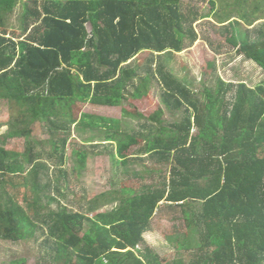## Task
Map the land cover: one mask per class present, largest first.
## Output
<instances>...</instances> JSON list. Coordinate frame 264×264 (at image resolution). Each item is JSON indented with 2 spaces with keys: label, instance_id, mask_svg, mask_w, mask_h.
Returning <instances> with one entry per match:
<instances>
[{
  "label": "trees",
  "instance_id": "1",
  "mask_svg": "<svg viewBox=\"0 0 264 264\" xmlns=\"http://www.w3.org/2000/svg\"><path fill=\"white\" fill-rule=\"evenodd\" d=\"M235 1L234 13L250 27L264 20V0ZM199 14L186 15L181 0H0V102L18 107L5 139H27L39 123L52 132L49 159L43 150L35 152V143L26 142L24 151L0 145L1 240L24 242L42 232L52 264H264V82L250 88L218 78L216 90L206 89L199 102L189 82L160 62L198 40L192 21ZM14 16L19 34L8 26ZM222 19L239 55L264 71V22L251 40L232 14ZM142 52L151 54L150 66L129 67ZM154 76L165 107L183 113L178 122L164 125L159 107L150 124L139 126L147 134L122 138L117 119L75 117L78 103L118 106L129 96L140 99ZM75 125L105 130L104 147L118 143L123 165L148 155L154 166L144 174L153 183L102 193L90 201L89 212L118 206L92 218L62 205L54 193L64 196L60 189L69 175L50 162L67 149ZM136 137L146 143L132 154ZM73 155L82 170L91 153L83 143ZM53 203L57 209L46 212ZM157 212L164 219L173 214L170 222L179 223L165 235L179 253L172 261L144 238Z\"/></svg>",
  "mask_w": 264,
  "mask_h": 264
},
{
  "label": "rangeland",
  "instance_id": "2",
  "mask_svg": "<svg viewBox=\"0 0 264 264\" xmlns=\"http://www.w3.org/2000/svg\"><path fill=\"white\" fill-rule=\"evenodd\" d=\"M181 1L186 15L191 10L200 12L199 18L192 21V28L198 34V40L183 52L173 53L169 59L167 54L162 55L160 62L165 63L167 69L171 70L174 75L189 82L191 89L196 94L193 96V100L202 102L206 89L216 90L219 86L218 78H221L226 83L236 85L244 83L250 88H256V86L264 82V71L254 61L247 59L243 54L239 55L238 48L229 41L232 35V28L228 27L229 23H220L224 21L222 18L227 19L232 14L233 20L241 21L238 29L248 33L251 36V40H254L257 37L256 31L262 28L264 20H260L250 27L249 23L241 20L236 15V11V14L234 13V10L238 8L235 0ZM212 1L215 2L214 10L211 5ZM258 1L260 0H248V3L253 5ZM253 8L251 7L250 9L252 10ZM8 26H11V29L15 30L17 34L20 33V23L17 20V16L10 19ZM87 28L89 33H92L90 24L87 25ZM150 59V53L142 52L135 59L127 63V65L131 68L139 66L140 68L146 69L150 66ZM153 70H155L154 67ZM146 81L149 83L148 91L140 99H134L129 96L128 99L123 100L118 106L78 103L74 107L75 117L80 120L82 114H89L108 119H117L121 123L120 134L122 138L124 135H139L141 132H143L141 133L143 135L147 134L148 131H142L139 126L150 124L148 118L159 107L164 109V125H170L181 120L183 118L182 112L172 113L165 107L161 98V87L156 76L154 78L152 77L150 81L149 79ZM17 112L18 107L16 104L11 102L6 103L5 101L0 102V114H2L0 120V123H2L0 125V142L2 140L6 142L2 146L6 149L8 148V150L24 151L26 142H31L29 144L35 143L38 145L35 152L37 153L38 150H43V158L49 159L51 145L47 142L52 138V132L49 129L44 131L40 123L27 139L16 138L13 141L11 139L6 141L5 137L10 128L9 123L11 118L13 119L15 117L16 119L18 116ZM151 124L157 127V123L153 122ZM21 127L25 130L33 128L28 125L26 127L24 124ZM195 132L194 130L193 133ZM105 136L106 131L103 129H90L75 125L73 127V136L67 144V149L60 150L55 157L57 160L53 159L50 162L51 165L60 163L63 169V176L66 174L69 175L65 176L67 184H63L65 183L63 182V188L60 189L64 196L62 197L56 193H54V196L62 205H67L73 211L87 213L91 218L100 212L110 211L118 206V202H116L114 204L103 205L97 211L89 212L90 201L102 193L113 190L119 191L122 186H133L136 182L137 186L153 183V180H150L146 173V176L144 174L146 170H150L154 166L153 160L149 159L148 155L144 153L134 155L133 157L138 162L123 165L116 156L118 143H112L113 145L109 144V148L104 147L106 146L104 145ZM136 138L138 142L132 145L130 151L133 149L132 151L136 150L137 152L146 143L144 138ZM73 142L77 146L78 144L81 146L83 143L88 145L89 152L91 153L87 166L82 170L79 169L77 159L73 155L74 147H76ZM93 145H97V147H90ZM132 154L134 153L132 152ZM63 155H65L64 162L60 160ZM164 171L165 177L170 178V166H166ZM133 173H140L142 176L137 179L133 176ZM109 198L110 195H107L106 199ZM57 206L56 203H53L50 207L47 206L46 212H48V208L49 211L56 210ZM160 216L158 212L154 215L151 231L146 232L144 238L147 245L157 251L164 261H172L175 257H178L179 253L177 249L171 245H167L165 235L172 233V227L178 226L179 223L173 224V222H170L169 218H172L174 216L173 214H170L169 218L165 219ZM45 242L46 236L42 232L37 233V239H30L24 242L14 243L0 239V264H12L15 260H24L23 264H38L39 262L52 264V259L47 253L49 249L45 245ZM182 257L186 262L190 260V256L187 255L186 251H183Z\"/></svg>",
  "mask_w": 264,
  "mask_h": 264
},
{
  "label": "crops",
  "instance_id": "3",
  "mask_svg": "<svg viewBox=\"0 0 264 264\" xmlns=\"http://www.w3.org/2000/svg\"><path fill=\"white\" fill-rule=\"evenodd\" d=\"M258 66V65H257ZM260 68V67H259ZM1 118H2V114H0V120H1ZM2 123H0V125H1ZM9 140V138H7L6 139V141H8ZM12 141L13 140H16V138H13V139H11ZM6 142L4 141V140H2L1 142H0V145H4ZM8 149V148H7ZM10 150V149H9ZM151 231V230H150Z\"/></svg>",
  "mask_w": 264,
  "mask_h": 264
}]
</instances>
